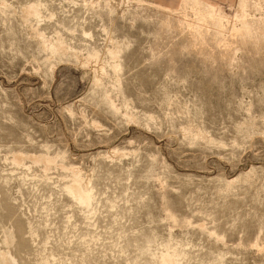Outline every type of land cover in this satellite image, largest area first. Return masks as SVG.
<instances>
[{
    "label": "rangeland",
    "instance_id": "374dc122",
    "mask_svg": "<svg viewBox=\"0 0 264 264\" xmlns=\"http://www.w3.org/2000/svg\"><path fill=\"white\" fill-rule=\"evenodd\" d=\"M199 1L0 0V264H264V0Z\"/></svg>",
    "mask_w": 264,
    "mask_h": 264
},
{
    "label": "bare ground",
    "instance_id": "6f19581e",
    "mask_svg": "<svg viewBox=\"0 0 264 264\" xmlns=\"http://www.w3.org/2000/svg\"><path fill=\"white\" fill-rule=\"evenodd\" d=\"M184 2L186 1H191L192 3H196V4H199L201 3V1L199 0H182ZM208 9H209V12H212L213 15L215 14V12H217V10H219L218 7H215L214 5H205ZM37 8L35 9V7H30L28 8V14L30 15H33L35 17H37L38 13H37ZM211 16L208 15V17L210 19H212V21L214 20L215 23H218L220 24V21L217 20V19H214L215 17L212 16V14H210ZM77 179V178H76ZM75 180V179H74ZM69 191L71 193V195L73 196V198L77 201H81V202H84V203H87L88 202V199H87V195L81 190V186L79 185V182L78 180L77 181H74L72 183V185L69 187Z\"/></svg>",
    "mask_w": 264,
    "mask_h": 264
}]
</instances>
